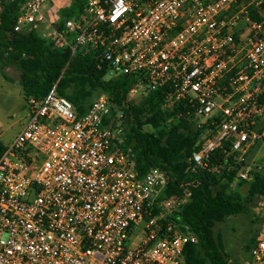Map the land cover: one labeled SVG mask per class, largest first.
I'll list each match as a JSON object with an SVG mask.
<instances>
[{"label":"built area","instance_id":"2783aa9c","mask_svg":"<svg viewBox=\"0 0 264 264\" xmlns=\"http://www.w3.org/2000/svg\"><path fill=\"white\" fill-rule=\"evenodd\" d=\"M6 1L19 2L14 32L37 31L72 57L96 52L110 77H132L129 100L161 91L166 129L213 126L195 167L228 141L243 163L238 182L264 176V162L248 160L264 148V0ZM27 107L0 159V264H186L198 238L167 215L191 194L162 195L169 177L159 168L138 174L108 95L83 116L56 86ZM242 264H264V238Z\"/></svg>","mask_w":264,"mask_h":264},{"label":"trees","instance_id":"16d2710c","mask_svg":"<svg viewBox=\"0 0 264 264\" xmlns=\"http://www.w3.org/2000/svg\"><path fill=\"white\" fill-rule=\"evenodd\" d=\"M1 5L0 71L3 77L10 81L5 74L7 67L20 71L19 83L26 102L30 98H45L56 86L58 96L70 101L79 116H83L99 96L108 95L125 117V145L132 147L136 154L138 174L144 176L151 169L159 168L169 177L162 195L191 194L179 211L167 215V220L182 228L187 226L198 238L197 244L185 246L184 262L232 264L215 228L229 217L247 214L256 199L264 198V176L256 172L251 183L238 182L243 163L236 161L237 154L228 141L212 152L202 167H195L192 157L214 136L213 126L210 134L205 127L194 129L186 121L166 129L161 91L149 94L140 102L129 100L132 77H110L109 64L96 52L81 51L72 57L70 50L56 48L37 31L14 32L19 2L3 0ZM78 8L79 5L74 4L61 14L65 19L71 18ZM253 18L262 21L257 15ZM261 102H264V94ZM6 150L7 146L0 140V159ZM258 239L253 238L246 245L248 254Z\"/></svg>","mask_w":264,"mask_h":264},{"label":"rangeland","instance_id":"374dc122","mask_svg":"<svg viewBox=\"0 0 264 264\" xmlns=\"http://www.w3.org/2000/svg\"><path fill=\"white\" fill-rule=\"evenodd\" d=\"M5 74L10 81L0 71V140L8 146L26 125L28 107L19 83L20 71L10 66L5 68ZM193 127L197 128L195 125ZM263 151L264 148L248 154V160L255 162V159L256 163H261ZM232 188H235L234 184ZM215 234L221 235L229 262L244 263L249 258L246 245L255 237L264 238V198L256 199L247 214L232 216L218 223Z\"/></svg>","mask_w":264,"mask_h":264},{"label":"crops","instance_id":"0c3cea01","mask_svg":"<svg viewBox=\"0 0 264 264\" xmlns=\"http://www.w3.org/2000/svg\"><path fill=\"white\" fill-rule=\"evenodd\" d=\"M263 153H264V151H263ZM258 154H259V153H258ZM263 157H264V156H263ZM261 162H264V158L261 159Z\"/></svg>","mask_w":264,"mask_h":264},{"label":"water","instance_id":"95a60500","mask_svg":"<svg viewBox=\"0 0 264 264\" xmlns=\"http://www.w3.org/2000/svg\"><path fill=\"white\" fill-rule=\"evenodd\" d=\"M142 100V98L141 99H139V100H137V102H140ZM150 130L148 129V132H149Z\"/></svg>","mask_w":264,"mask_h":264}]
</instances>
